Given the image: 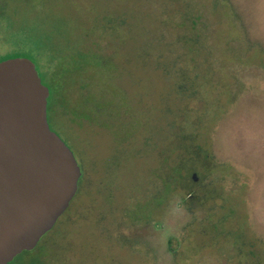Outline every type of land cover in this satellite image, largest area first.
I'll return each instance as SVG.
<instances>
[{"label":"rangeland","instance_id":"1","mask_svg":"<svg viewBox=\"0 0 264 264\" xmlns=\"http://www.w3.org/2000/svg\"><path fill=\"white\" fill-rule=\"evenodd\" d=\"M2 1L0 55L34 61L50 127L83 173L40 241L49 264H256L250 250L264 264V0ZM31 13L47 38L22 30ZM191 27L206 48L188 49ZM18 30L30 37L12 43ZM88 101L105 114L88 118ZM182 128L211 155L216 197L196 211L181 194L154 200Z\"/></svg>","mask_w":264,"mask_h":264},{"label":"water","instance_id":"2","mask_svg":"<svg viewBox=\"0 0 264 264\" xmlns=\"http://www.w3.org/2000/svg\"><path fill=\"white\" fill-rule=\"evenodd\" d=\"M50 94L30 58L0 61V264L37 248L79 191L82 169L49 124Z\"/></svg>","mask_w":264,"mask_h":264},{"label":"trees","instance_id":"3","mask_svg":"<svg viewBox=\"0 0 264 264\" xmlns=\"http://www.w3.org/2000/svg\"><path fill=\"white\" fill-rule=\"evenodd\" d=\"M220 1L221 0H215V2L214 1L213 2L214 4L216 3L215 6H217L218 3H220ZM222 2H225V1L222 0ZM8 10L12 12V9L10 7L8 8ZM18 10H17V13L13 11L14 16L19 15ZM31 14L32 15H29V17L25 19L26 21L24 23L23 28L27 30H29L30 27L36 25V22H35L36 15H34L33 13ZM198 20H200V18H198ZM164 21H167V20L165 19ZM184 24H186L185 20L182 26H185ZM9 25H12V23H9ZM42 28H44V26H42ZM15 32L16 33H13V35L10 34V36H13L12 39L10 38L12 40V43L13 42L17 43L16 40L18 39H15L16 35H18V37L20 34H22L21 36H24V34L22 33V30H18ZM191 34L193 36L192 38L193 40L192 39L185 40V41H188L189 50L191 49L195 50V46L199 49L202 46V44L206 48L208 42L205 41L204 43L203 42L200 43V41L197 40L196 38L197 35H198L197 37H200L203 34L198 30L197 27L195 28V30H194V27L193 28L191 27ZM27 37L29 38L30 36H27ZM26 38L23 37L20 39L26 40ZM181 41H182V38H181ZM13 46L15 45L13 44ZM17 50L18 48L14 47L12 48V51L10 52H15ZM198 51L199 50L195 51L194 53L197 54ZM8 56L10 57V55ZM8 56L0 55V61L4 59H8L9 58ZM112 103H113V100H112ZM96 105H97L96 101L85 102V109H87L88 111L87 112L88 118H91V117L94 118L93 113H95V116L101 113L105 114L106 110H101L98 112L96 109ZM173 140L174 141H171V143L164 150L163 174L161 173V175H159L163 182L162 195L158 198L156 197L154 200L159 199L163 203L165 202V200H169V198L178 196V194H181L182 199L185 202L192 205L190 209H192L193 211H196V207H200L201 205L203 206L207 203L209 199H214V197H216L217 192L213 188H211V186H214L213 183L211 184L206 183V180L209 179V173L211 170V168L209 167L210 165L208 166V164H210L209 162L211 159V155L208 152V150L205 149V147L202 146L201 144H196V149L195 148L193 149V147L195 146V142H196L195 138L192 137L191 135H187V133L183 131V128H182V131L176 134ZM173 156L176 158V160L174 163H171ZM194 173H197L198 178H200L198 181L194 179L193 177ZM81 179L83 178L81 177ZM160 205L161 204H159V206ZM231 213H233V211ZM224 222H225V218L220 219L219 221L214 223L213 227L216 229L215 235L220 234L219 228L221 227V224H223ZM228 233L230 232L228 231ZM230 234L232 235L233 239H236L235 243L237 246H239L237 247L238 255H243L244 250H245L244 248L246 247L245 245H247V243L249 242L247 241V237H245L246 235L244 234V231L234 230ZM43 241H44V244L43 242L42 243L40 242V244L34 250L24 251L22 254L18 255L9 264H49V261L45 259L43 257V254L41 253L42 247L45 246V240ZM179 242L180 241L177 237L170 238L169 245L173 252L177 251V249L179 248L180 246ZM250 253L256 256V258H258L256 261L257 262L256 264L260 263V258L258 257V255H256V251L250 250Z\"/></svg>","mask_w":264,"mask_h":264},{"label":"flooded vegetation","instance_id":"4","mask_svg":"<svg viewBox=\"0 0 264 264\" xmlns=\"http://www.w3.org/2000/svg\"><path fill=\"white\" fill-rule=\"evenodd\" d=\"M5 3H4V1H2V3H0V7H2L3 6V8L5 7ZM35 22H36V25H34V26H32V27H30V29L29 30H27V29H25V28H22V30H25V31H28V32H30V34L31 35H34V36H37V34H42L45 38H47L48 37V32H49V30H50V28L48 27V25H46V24H43V21L42 20H40V19H37V18H35ZM42 26H44V28H42ZM43 29H45V30H43ZM44 38V39H45ZM70 208V207H69ZM68 208V209H69ZM65 214V213H64ZM63 214V215H64ZM56 227H54L53 229H55ZM52 229V230H53ZM51 230V231H52Z\"/></svg>","mask_w":264,"mask_h":264}]
</instances>
